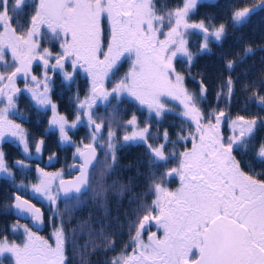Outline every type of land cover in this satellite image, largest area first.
I'll return each mask as SVG.
<instances>
[{
	"label": "snow or ice",
	"instance_id": "obj_1",
	"mask_svg": "<svg viewBox=\"0 0 264 264\" xmlns=\"http://www.w3.org/2000/svg\"><path fill=\"white\" fill-rule=\"evenodd\" d=\"M200 0H183L182 6L165 14H158L154 0H38L29 24L13 26L14 19L27 0H0V142L5 137H14L29 152L26 134L19 124L10 118L16 114V102L21 89L16 86L22 78L31 94L34 106L52 111L51 125L58 128L61 140L67 141L69 128H75L86 117L91 130V143L77 147L80 158L79 175L73 181H65L60 174L55 176L38 169L39 183L32 186L33 192L45 197L52 205L62 193L65 202L79 205L89 191L90 174H94L96 146L106 147V160L116 162V132L112 127L115 116L108 121L107 139L103 128L105 120L95 116L92 109L99 100L110 104L127 94L139 105L146 106L150 115L159 118L165 111V101H179L183 116L194 127L188 135L178 137L181 142L191 143L179 153L166 154V146L172 143L168 132L163 133V143L153 146L147 126L140 128L135 114L124 126L125 143L142 142L147 145L151 164L166 167L172 159L176 167L168 168L159 180L153 179L152 192L155 199L145 209V214L135 225V234L125 251L115 256L109 264H264V176L245 172L234 153L247 150L253 139L257 119L237 116L229 119L224 110L204 113L198 106L206 98L207 87L200 84L199 96L191 94L184 86V76L174 67L178 57L191 65L194 54L188 48L190 30H199L203 35L201 52L209 50V43L224 39L226 28L206 26L204 21L190 22V15ZM264 9V0L257 5ZM254 9L244 7L232 14L233 25L247 22ZM109 25L106 50L102 21ZM48 32L61 39L59 53L48 48L41 49V38ZM251 48L245 50V55ZM10 53V60L8 54ZM132 60L131 70L114 83L111 90L104 86L109 72L122 57ZM37 62L42 75L33 74ZM70 64L71 72L66 70ZM77 69H82L91 79V89L84 100L76 99L77 115L69 125L65 116L59 115L49 96L51 77L49 72L59 70L64 80L74 82ZM227 69H234V61H227ZM224 88L227 92H224ZM233 81L229 76L217 99L231 98ZM261 105L264 96L253 94ZM227 123L230 134L225 139L221 126ZM41 141L36 152L41 151ZM256 155L264 163V143L256 148ZM21 169L24 161H17ZM90 169L92 173H90ZM0 174L12 177L5 163V153L0 149ZM60 177L56 188L53 181ZM178 177L180 186L171 191L164 186L165 178ZM22 187V186H21ZM17 213L30 214L33 223L42 222L40 209L35 208L20 195L14 197L12 206ZM154 224L163 230V238L150 231ZM130 230L133 225H130ZM17 230L16 227L13 229ZM149 231L147 242L143 239ZM26 241L22 245L0 240V257L10 253L15 264H66L65 235L61 226L53 232L54 245L37 236L25 227ZM107 239V238H105ZM112 249L111 240L106 244ZM130 248V251L128 250Z\"/></svg>",
	"mask_w": 264,
	"mask_h": 264
},
{
	"label": "trees",
	"instance_id": "obj_2",
	"mask_svg": "<svg viewBox=\"0 0 264 264\" xmlns=\"http://www.w3.org/2000/svg\"><path fill=\"white\" fill-rule=\"evenodd\" d=\"M160 3L164 11L167 9L171 11L182 6L183 0H160ZM261 3L262 0H215L214 4L200 7L198 11L205 14L200 21H204L206 26L225 25L224 39L220 42H210L209 50L201 52L204 41L194 35L188 42L191 45L188 48L195 57L191 65L186 63L183 57H178L174 61V67L184 76L185 88L191 94L199 96L201 81L207 87L206 98L198 104L204 113L224 110L229 119L237 116H244L247 119L256 118L257 122L260 121L257 131L264 130V123H261L264 120V105H261L253 95L255 93L264 96V9L257 8ZM244 7L252 8L254 11L246 23L233 25V12ZM247 48H251V52L245 55ZM229 60L234 61V69L231 72L227 69ZM229 76L234 85L231 98L221 96L217 99V93L221 91L222 85L226 84ZM78 87L79 84L73 82L70 85L65 84L64 89L53 90L57 97L52 103L56 105L58 114L67 118L69 125L76 119L77 97L83 100L89 93L83 82L80 83V88ZM224 92H227L226 88ZM25 108L32 115L33 129L30 138L33 140V145L44 137L43 154L56 153L57 147H53V144L58 139V133L49 127L51 113H45L32 104ZM141 108L143 109L131 101L112 104L108 108L109 112H113L109 115L115 116L116 122L112 127L116 132L123 131V123L135 114L142 124L147 123L151 136L149 143H151L152 138L160 134V125L164 121L168 124L170 120L166 117L153 120V114H147L145 110L141 115ZM126 113L129 118L124 115ZM109 115L103 117L108 120ZM177 121H179L178 125L172 127L173 130L185 131L187 126L184 125L185 128L180 125V120ZM68 132L71 138L66 142L65 150L62 152L65 177L69 175V165L74 159L77 147L91 143L87 131L72 128ZM122 138L121 133L115 136L116 162L111 168L106 167V164H112L110 157L100 162V149L97 150L99 155L96 161V176L93 178L90 174L89 191L82 197L79 205L74 206L73 201L66 203L65 198L59 197L53 207L51 203L40 206L45 221L43 234L48 241L53 242L54 230L61 224L63 226L66 264H109L113 257L125 251V246L131 244V237L135 234L136 222L142 218L145 209L150 207L155 199L151 190L153 179L159 180L169 168L168 165L159 168L152 166L147 147L125 143ZM257 144L259 142L250 144L248 149ZM179 152L181 150L177 153ZM99 162L102 164L100 165ZM14 180L12 176L2 177L0 181V239L6 238L12 243L22 245L26 241L25 233L9 230L10 225L16 221L12 213L13 196L15 193L26 195ZM164 180L170 183L172 179ZM33 202L38 205L35 199ZM130 225H133L131 230ZM109 240L114 244L112 249L106 247ZM128 250L130 251V248ZM8 264L15 263L8 259Z\"/></svg>",
	"mask_w": 264,
	"mask_h": 264
},
{
	"label": "flooded vegetation",
	"instance_id": "obj_3",
	"mask_svg": "<svg viewBox=\"0 0 264 264\" xmlns=\"http://www.w3.org/2000/svg\"><path fill=\"white\" fill-rule=\"evenodd\" d=\"M205 2L206 1L200 0V2L198 3L196 9L194 10V12L189 17L190 22L198 23V21H200L201 18H204L205 14H201L198 11L199 8L214 4L215 0L210 1V2H212L211 4L205 3ZM10 3H11V0H10ZM36 4H38V0H27V5L28 6H25V7L22 8L20 14L14 19L13 26H16L17 24H23L25 27H27L28 24H29L31 16L34 14V6ZM102 27L104 29L105 50H106L107 37L109 35V25H108L106 20L102 21ZM41 31L43 33H46V35L41 38V49L48 48L54 54L55 53H59L61 51V48H60L61 39H57V38L53 37L51 35V33L48 32L46 27L42 28ZM193 36L194 35L187 37L188 42ZM201 39H202V37H201ZM189 44L190 43H188V47L191 46ZM8 57H9V60H10V53L8 54ZM123 61L124 60H123V57H122L121 60L117 62L116 66L113 68V70L121 69L123 72H125L124 70L127 69V68H125L123 66V63H124ZM66 70L71 72V67H70V64H68V63H66ZM79 70L80 69H77V72L74 75V82H77V84H79L78 88H80V83L81 82H83V85L85 84L84 81H82V79H84V77L80 75ZM3 71H4V69L2 67H0V72H3ZM176 71H177V69H176ZM33 74L37 75L38 77L42 75V69L38 66L37 62L33 63ZM49 76L51 77L49 96H50L52 102H54L56 100L57 95L54 94L53 90L57 89V88L64 89L65 84L69 85V83L64 80V77H63L62 73L59 70H56V72H54V73L53 72H49ZM16 86L21 89V92L18 94V98H17V102H16V114L12 115L10 118L13 119L14 123L19 124L21 126V128L23 129L24 133L26 134V140L28 142L29 152L25 153L24 150H23L24 146L22 144H20L19 141L16 138H14V137H5V140L3 142H0V149H2L3 152L5 153V163L8 166L9 171L12 172V174H13L12 176H13V178H15V180H14L15 183H17L20 186H22L21 187V189H22L21 191L26 193V195H20L18 193H15L13 198L16 195H20L22 198L30 200L33 204H34L33 200L35 199L37 201L38 205H35V204L34 205L41 209V207H40L41 205H43L44 203L45 204H50L51 202L48 201L45 197L41 196L40 194L33 192L32 186L34 184H38L39 183V180H38L39 174H38L37 170L38 169H42L43 172L51 174L53 176H55L57 173H59L60 177H62V178H69V177H71L73 175V173L69 174L66 177L64 176L63 168H64L65 164H64V158H63L62 152H64V150H65L66 141H62L61 140L60 133H58L57 141L54 142V144H53V147H55V148L57 147V152L56 153H51V154H48V155L47 154H43L42 145H41V151L39 153L36 152V147H35L34 152H32V150H33V140L30 138V134H31V137H32L31 130L33 129L32 128V126H33L32 115L29 114V110L27 108H25V107L27 105H30V104H35V102L31 99V94L29 92H27L25 82H24V80L22 78H18L17 79ZM84 87H86V85H84ZM89 88H90L89 86L86 87V89H88V90H89ZM88 95H89V93L86 96H88ZM61 100L64 101V99H61ZM131 100L134 103H136V104L138 103V101H135L132 98H131ZM112 102L115 103L117 101H112ZM139 106H141V105H139ZM168 120H170L168 124H165V121H164L160 125V131L162 132V134L165 132V130L168 132V135L169 134L172 135V133L173 134H177L179 132V130L178 129H174L173 130V128L177 127V125H178L177 122H179V121H177L175 119H168ZM187 120H188V118L186 117V121ZM173 121L176 122L175 125H174ZM182 123L183 122H181L180 125H183ZM139 124L143 125L141 120L139 121ZM223 126L224 125L222 124V127ZM169 129H172L173 131L169 130ZM186 131L187 130L182 131V133L183 134L187 133V135H188V131L187 132ZM221 131H222L224 137H225V134H226V136L228 134H230L227 131H224V130H221ZM43 139H44V137H42L36 143V146ZM173 141H175V140H173ZM157 142H158V144L162 143L161 140L157 141ZM175 142H178V141H175ZM256 142H259V144H257L255 147H251L250 150L248 148H247V150L241 149L238 153H234V154L236 155L237 160L240 162L241 168L245 172H247V173H249L251 175L259 177V176H264V163L260 162V160L258 159V157L256 155V148L261 143H264V130H261V131H257V129L254 130L253 139L251 141V144L252 143H256ZM154 144H156V143H154ZM171 144H172V146H170V148L172 149V152L174 151L176 153L179 150L184 151L185 147H187V148L191 147V144L185 145V146H181L179 144H178L179 146H177L175 143H171ZM96 152H97V157H98L97 149H96ZM168 154H170V152ZM75 156H76V152L74 154V159H75ZM97 157H96V160H97ZM52 159H53V161H52ZM241 159H244V160L245 159H249V160L247 162H245L244 160H241ZM17 161H24V163L26 164V167L23 168V169L19 168L17 166ZM95 161H94V163H95ZM70 169H71V167H70ZM2 177H5V176L0 174V181H1ZM60 177H57V179L53 181V188H56V184L59 181ZM179 186H180V182H179V179H178V183H176L174 185V187L173 186L172 187L169 186V189L170 190H175ZM29 193H31V194H29ZM51 206L53 207L52 204H51ZM41 211H42V209H41ZM43 220H44V213H43ZM14 223L16 225L17 224L18 225L19 224L20 225H25L27 228H29L33 232H35L37 236H40L43 239L47 240L46 237H45L46 235L43 234V230L45 229V221H44V228L40 232H37V231L33 230L29 226L27 221H23V220H20V219L16 218V221ZM13 224H11L10 227H9V230L11 232H15L13 229H14V227H16V225L14 226ZM12 226H13V228H11ZM149 230L153 231V232H156L158 237L163 238V230L162 229H158L154 224L150 226ZM148 234H149V231H145L144 234H143V239H144L145 242H147ZM0 240H2V239H0ZM49 243H51L50 240H49ZM14 263H15V261H14Z\"/></svg>",
	"mask_w": 264,
	"mask_h": 264
},
{
	"label": "rangeland",
	"instance_id": "obj_4",
	"mask_svg": "<svg viewBox=\"0 0 264 264\" xmlns=\"http://www.w3.org/2000/svg\"><path fill=\"white\" fill-rule=\"evenodd\" d=\"M202 1H206L205 3H209V4H211L212 2H210V1H212V0H202ZM154 3H155V7H156V9H157V11H158V14H165V13H167V12H169V9H167V10H163L162 9V4L160 3V0H154ZM208 5V4H207ZM192 35H197L200 39H201V37H202V40H203V36L199 33V30H190V34L188 35V36H192ZM187 36V37H188ZM123 66L125 67V68H127V69H125L124 71L125 72H123L121 69H118V70H111L110 72H109V75H108V77L105 79V82H104V86H105V88L106 89H108V90H111V88L114 86V83L115 82H117V81H119V80H121V79H123L128 73H129V71L131 70V64H132V60L131 59H129L128 57H127V55L125 56V57H123ZM174 63V62H173ZM79 73H80V75L81 76H83L84 77V79H82V81H84V85H86V87L87 86H89L90 88H89V93H90V89H91V79H90V77H88V75H87V73H85L82 69H80L79 70ZM79 75V74H78ZM79 75V76H80ZM184 84H186L185 83V79H184ZM190 85V84H189ZM185 86V85H184ZM86 97V96H85ZM85 99V98H84ZM83 99V100H84ZM164 101H165V111L163 112V114H162V116L161 117H159V118H157V117H155L154 116V113H153V120L156 118L157 120H160V119H162V118H164V117H166V118H168V119H175V120H181V122H183L182 124H183V127H185L184 125H186L187 126V131L189 132V129L190 128H192V127H194V125H192V123H191V121L190 120H187L186 121V117L185 116H183V106L182 105H180V103H179V101H175V100H171L170 98H168V97H164V98H162ZM112 101H117V100H112ZM111 101V103L110 104H106V103H104V102H101V101H97L96 102V105L93 107V109H92V111H93V113H94V115L95 116H99V117H102L104 120H105V125H104V128H103V136H104V138H105V140H102V141H100L99 142V144L100 145H102V144H104L105 143V141H106V139H107V129H108V121L112 118V116L111 115H109L110 113H113V112H109V110H108V108L109 107H111L112 106V104H115V103H119V104H124V102H127V101H131V102H133L132 100H131V97H128L127 96V94H123L122 95V97H121V100L118 102H112ZM138 104V106H139V102L137 103ZM32 105H35V104H32ZM103 106H105V107H103ZM37 109H41V110H44V112L46 113H51V117H52V111H51V109H50V107L49 108H47V109H45V108H41V107H38V106H35ZM139 107H141V106H139ZM143 107V109L141 108L140 109V113H141V115H143L144 114V110L147 112V114H150L149 113V111H148V109H147V107L146 106H142ZM105 115H109L108 116V120L107 119H105L103 116H105ZM125 116H126V118H129V115H127V113L126 114H124ZM51 117H50V122H49V124H50V126L49 127H52L55 131H57V133H59V130H58V128H56V127H54V126H52L51 125ZM235 119V118H234ZM129 120V119H128ZM127 120V121H128ZM139 119H137V122H138V125H139V127L140 128H143V127H145V126H147L146 124L147 123H144L143 125H140L139 124V121H138ZM260 121H258L257 122V126H256V128H255V130L258 128V126L260 125V123H259ZM262 124L264 123V120L261 122ZM40 124V123H39ZM37 125V124H36ZM224 126H223V128H221V130H224V131H227V132H229L230 133V129H229V127H228V124L227 123H224L223 124ZM124 126H126V122L125 123H123V125H122V127H123V129H124ZM148 127V126H147ZM222 127V126H221ZM227 127V128H226ZM186 128V127H185ZM69 129H72V128H69ZM74 129H79L80 131H87V134H88V137H89V140H90V142H91V139H90V136H91V130H90V128H89V126H88V124H87V119H86V117H81V121H80V123H78L77 124V126L74 128ZM114 129V128H113ZM69 131V130H68ZM186 131V132H187ZM115 132H116V130H115ZM150 132V131H149ZM121 133V135H125V131L123 130V131H117L116 132V134H120ZM68 134H69V132H68ZM156 135H158V136H154V138H152V142L153 143H155L156 142V144H158V142L157 141H162V143L164 142L163 141V134H162V132L160 133V134H156ZM180 135H185V136H187V133H182V131H180L179 130V132L177 133V134H173L172 133V135H168V139H169V141L172 139V140H175V141H178V142H176L175 144L177 145V146H179V145H181V146H185V145H189V144H191L190 143V141L189 142H181V141H179V139H178V137L180 136ZM229 135V134H228ZM228 135L226 136V134H225V139H227V137H228ZM69 137V139L66 141V142H69V140H70V138H71V134L68 136ZM122 140H123V138H122ZM124 141V140H123ZM149 142V141H148ZM151 142V143H152ZM152 143V144H153ZM133 144H139V145H142V146H145V147H147V145H145L144 143H141V142H138V143H133ZM179 144V145H178ZM170 146H172V144L171 143H169V144H167V146H166V154H168L169 152L171 153L172 152V149L170 148ZM35 147H36V144H34L33 145V150H32V152H34V150H35ZM79 147H81V146H79ZM96 149L97 150H99L100 149V154H101V160H100V162H102L103 161V159H105V152L107 151V149H106V147H104V148H102V147H100L99 145H97L96 146ZM143 149V148H142ZM148 149V148H147ZM76 152V151H75ZM99 155V154H98ZM100 158V157H99ZM97 160H98V157H97ZM96 160V161H97ZM96 161H95V170H94V174H92V176H93V178H95V174H96V166H97V164H96ZM75 162V159H73L72 160V162L70 163V165H69V172H68V174H72L73 172L71 171V169H70V167H71V164H73ZM99 162V164L101 165L102 163H100ZM177 163H178V161L177 160H175V159H172L171 160V162L170 163H168L167 165H168V167L169 168H172V167H176V165H177ZM90 173H92V170L90 169ZM91 176V177H92ZM172 180H171V182L170 183H168L166 180H164V186L165 187H167L168 189H169V186L170 187H174V185L176 184V183H178V177H172L171 178ZM35 185V184H34ZM178 188V187H177ZM33 189V188H32ZM170 190V189H169ZM176 190V189H175ZM175 190H171V191H175ZM29 194H31V193H29ZM58 199V198H57ZM14 226L16 225L15 223L13 224ZM153 225V224H152ZM26 226L25 225H16V228H17V230L15 231V233H24V228H25ZM11 228H13V226L11 227ZM26 238V237H25ZM54 237H52V239H53ZM10 244L12 243V242H10V241H8ZM54 243H55V241H54V239H53V242H51V244H53L54 245ZM8 259H10L12 262H14V258L13 257H11V254L10 253H5L2 257H0V264L1 263H3V262H5L6 264H8Z\"/></svg>",
	"mask_w": 264,
	"mask_h": 264
},
{
	"label": "water",
	"instance_id": "obj_5",
	"mask_svg": "<svg viewBox=\"0 0 264 264\" xmlns=\"http://www.w3.org/2000/svg\"><path fill=\"white\" fill-rule=\"evenodd\" d=\"M84 146V145H83ZM82 146V147H83ZM96 157H97V152H96ZM53 161V159H52ZM80 163H81V160L80 158L76 155L75 156V162L71 165V171L73 172V175L69 178H63L65 181H73L75 179L76 176L79 175V166H80ZM39 174V173H38ZM59 181L57 182L56 184V187L58 185ZM60 198L64 199V195L61 193L60 195ZM21 199H25V198H22ZM30 204L34 205L30 200H28ZM14 204V198H13V201H12V206ZM35 208H38L40 209L39 207L35 206ZM12 212H13V215L17 218V219H20V220H23V221H27L29 226L37 231V232H40L43 230L44 228V220H43V212L41 211L40 209V212L42 213V222H40L39 224H36V223H33L32 219H31V216L30 214H27V213H17V211L12 207Z\"/></svg>",
	"mask_w": 264,
	"mask_h": 264
}]
</instances>
